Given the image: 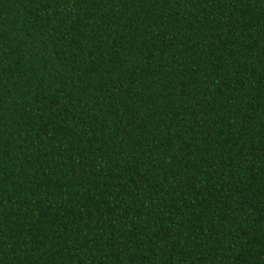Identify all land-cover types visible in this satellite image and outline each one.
<instances>
[{"label":"trees","instance_id":"16d2710c","mask_svg":"<svg viewBox=\"0 0 264 264\" xmlns=\"http://www.w3.org/2000/svg\"><path fill=\"white\" fill-rule=\"evenodd\" d=\"M0 264H264V0H0Z\"/></svg>","mask_w":264,"mask_h":264}]
</instances>
